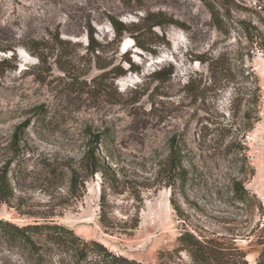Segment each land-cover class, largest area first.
Segmentation results:
<instances>
[{"label":"rangeland","instance_id":"rangeland-1","mask_svg":"<svg viewBox=\"0 0 264 264\" xmlns=\"http://www.w3.org/2000/svg\"><path fill=\"white\" fill-rule=\"evenodd\" d=\"M208 1L224 30L203 0H0L1 221L63 225L146 264L189 231L233 240L256 262L264 0ZM147 14L165 23L138 33L144 49L131 34L115 38L110 17L129 25ZM174 157L186 186L170 173ZM236 182L247 208L233 198ZM33 241L28 249L0 235V264H97Z\"/></svg>","mask_w":264,"mask_h":264},{"label":"trees","instance_id":"trees-1","mask_svg":"<svg viewBox=\"0 0 264 264\" xmlns=\"http://www.w3.org/2000/svg\"><path fill=\"white\" fill-rule=\"evenodd\" d=\"M203 2L215 26L219 30H224L226 24L221 9L208 0H203ZM225 3L228 5L232 4L230 0H225ZM226 9L227 15H230L231 9ZM158 15L159 14H147L140 18L137 23H131L129 25L124 24L114 17H110V24L114 29L116 39H121L125 34H131L137 45L144 49V46L139 44L138 33L143 30L152 31L154 27H161L163 25L162 23H165V20H162V17ZM88 39L89 44L87 50L93 53L98 51L100 44L95 39L92 28L88 31ZM38 57L44 62L41 56ZM125 61L129 65L128 71H136L138 69L131 58L126 57ZM60 65L62 64L59 62V67L63 69ZM106 68L105 66L100 69ZM111 71H116V76H124L127 74V71L123 68H117L116 66L113 67ZM160 74L161 72L155 73L157 76ZM179 165L178 157H174L170 173L173 176L176 175L175 177L181 178V181L184 182L183 186H186L188 178L181 174ZM0 182H3V177L0 178ZM0 185L3 184L0 183ZM233 198L236 203L242 207L247 208L251 204L250 194L240 182H236L234 185ZM0 235L28 249H33L35 247L33 241L34 237H42L59 247L71 249L77 254L79 260L84 261L92 257L97 264H146L125 256H119L96 241L85 242L78 237L71 228L58 224L18 226L0 220ZM177 241L178 247L176 249L161 255L160 264H250L247 260V253L239 248L233 240L209 237L202 234L196 235L186 231L178 237ZM260 244L263 245V249L260 251L254 264H264V242ZM181 253L187 254L188 261H185L181 257Z\"/></svg>","mask_w":264,"mask_h":264}]
</instances>
